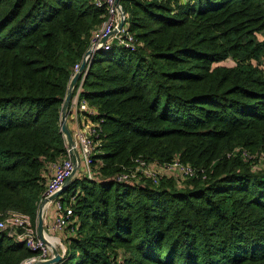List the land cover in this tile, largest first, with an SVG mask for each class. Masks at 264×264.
Segmentation results:
<instances>
[{
  "label": "trees",
  "instance_id": "trees-1",
  "mask_svg": "<svg viewBox=\"0 0 264 264\" xmlns=\"http://www.w3.org/2000/svg\"><path fill=\"white\" fill-rule=\"evenodd\" d=\"M120 4L136 49L100 50L89 66L99 178L65 187L76 220L55 264H264V0ZM106 17L93 0H0V214L35 225L65 155L72 66ZM136 157L197 174L119 180ZM37 254L0 231V264Z\"/></svg>",
  "mask_w": 264,
  "mask_h": 264
},
{
  "label": "built area",
  "instance_id": "built-area-1",
  "mask_svg": "<svg viewBox=\"0 0 264 264\" xmlns=\"http://www.w3.org/2000/svg\"><path fill=\"white\" fill-rule=\"evenodd\" d=\"M93 2L96 6L106 7L107 17L93 30L87 51L72 66L71 75L66 85L69 98L66 103L65 122L70 131L72 142L66 140L65 135L62 134L65 141V155L50 164L51 174L48 176L46 186L41 194L35 225L32 224L30 216L15 210L0 214V231L8 232L7 234L13 236L18 242H24L29 250L38 251L37 255L26 259L22 264L45 261L53 256L51 246L44 243L37 232L39 211L42 215L44 234L47 233L51 237H54V234H64L65 229L69 228L76 220L71 206V203L75 201V196L70 195L67 200L65 194L59 193L57 197L51 199L53 194L60 191L74 178L84 176L94 181L99 178L94 167L97 168L101 162L98 163L93 155L99 145L98 136L102 118L98 116L97 109L88 104L82 95L83 84L88 75L90 64L98 51H109L115 45L131 51L136 49L134 35L127 30V15L121 4H116L115 0H93ZM120 22L122 25L118 28ZM75 76L76 80L71 84V80ZM196 172L197 170L193 166L185 165L178 160L156 164L136 157L133 167L120 173L117 177L126 182H138L146 179L154 184L165 175H173L181 181L195 176ZM64 253L65 250L61 255Z\"/></svg>",
  "mask_w": 264,
  "mask_h": 264
},
{
  "label": "water",
  "instance_id": "water-1",
  "mask_svg": "<svg viewBox=\"0 0 264 264\" xmlns=\"http://www.w3.org/2000/svg\"><path fill=\"white\" fill-rule=\"evenodd\" d=\"M115 3L120 5V0H115ZM121 25H122V23L120 22L118 24V28L121 27ZM75 80H76V76L71 80V84H73L75 82ZM68 98H69V91H67V93H66V95L62 101L61 115H60L59 123H60V131L62 132V134L65 135L66 140H68L69 142H72L70 131H69L68 126L65 122V109L67 106L66 103H67ZM66 186L67 185H65L60 191L54 193L53 196L51 197V199L57 197L59 193H62ZM37 232L39 233L40 239L42 241H45L44 231H43V221H42V215H41L40 211L38 212ZM52 252H53V256L48 258V260L31 262L30 264H55V263H57L62 258V255L59 254L56 249H53Z\"/></svg>",
  "mask_w": 264,
  "mask_h": 264
},
{
  "label": "rangeland",
  "instance_id": "rangeland-1",
  "mask_svg": "<svg viewBox=\"0 0 264 264\" xmlns=\"http://www.w3.org/2000/svg\"><path fill=\"white\" fill-rule=\"evenodd\" d=\"M73 180V179H72ZM71 180V181H72ZM70 181V182H71ZM69 184V183H68ZM67 191H63L62 194L64 195ZM7 231V230H6ZM8 233V232H6ZM8 235V234H7ZM44 239L45 241H43L46 244H49L51 246V249H56L58 251L59 254H62V252L65 250L64 249V245H63V241L61 239V237H59L57 234H54V237H51L50 235H48L47 233L44 234ZM122 258V257H121ZM123 259V258H122Z\"/></svg>",
  "mask_w": 264,
  "mask_h": 264
},
{
  "label": "crops",
  "instance_id": "crops-1",
  "mask_svg": "<svg viewBox=\"0 0 264 264\" xmlns=\"http://www.w3.org/2000/svg\"><path fill=\"white\" fill-rule=\"evenodd\" d=\"M48 211H50V210H48ZM61 235H62V234H58L59 237H61Z\"/></svg>",
  "mask_w": 264,
  "mask_h": 264
}]
</instances>
